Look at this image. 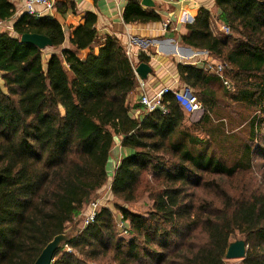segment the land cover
Wrapping results in <instances>:
<instances>
[{
    "label": "trees",
    "instance_id": "1",
    "mask_svg": "<svg viewBox=\"0 0 264 264\" xmlns=\"http://www.w3.org/2000/svg\"><path fill=\"white\" fill-rule=\"evenodd\" d=\"M214 4L231 36L214 33L211 11L202 7L181 43L231 68L223 72L231 82L226 93L264 115V0ZM15 13L0 0V22ZM123 20L162 18L131 0ZM96 24L88 13L69 27L66 49L65 29L50 17L24 13L14 36L0 32V264H34L63 234L69 238L51 264H228L226 252L237 234L248 247L239 264H264V185L229 194L220 182L252 172L255 151L250 144L234 147L230 163L211 149L219 134L226 135L212 117L218 103L213 87L222 78L204 64L176 66L180 81L203 104L204 114L192 126L206 131L207 139L185 126L186 109L171 93L164 97L167 113L136 117L141 106L129 99L139 85L133 64L120 40L100 35ZM25 33L46 35L53 50L62 49L45 60L44 51L20 41ZM82 51H88L84 58ZM138 61L148 64L150 56L141 53ZM263 123L257 116L251 121V137ZM117 139L134 153L110 171ZM110 177V191L120 201H136L143 183L152 202L145 215L114 204L129 225L128 238L109 207H98L88 225L78 224Z\"/></svg>",
    "mask_w": 264,
    "mask_h": 264
},
{
    "label": "crops",
    "instance_id": "2",
    "mask_svg": "<svg viewBox=\"0 0 264 264\" xmlns=\"http://www.w3.org/2000/svg\"><path fill=\"white\" fill-rule=\"evenodd\" d=\"M8 1L15 7L16 13L12 20L0 22V32H8L10 35L14 36L13 25L15 21L25 13V6L23 0ZM129 1L131 0H54L55 8L50 12H44L43 17L53 18L64 27L66 33V40L62 46L64 49L70 47L68 28H75L83 23L88 13L96 15V27L100 35L115 36L120 40L123 46L127 45L130 39L135 40L136 46L133 45L132 47L135 62L131 60V63L137 66L139 63L138 56L141 53L150 56V62L148 64L152 68V73L148 76L146 83L148 91L152 94L163 88L159 87L155 89L153 86L161 82H166L165 79L167 76H165V73L169 69V66H173L170 62V58L175 57L177 54H186L187 56L194 55V57H200L199 59L202 61H207L211 58L208 52L205 53V51H194L186 48L181 43L180 37L190 35L188 25L194 22L200 8L205 7L210 9L212 18L214 17L212 12V9L215 8L214 0H208V2H205L206 0H153L155 3L154 8L144 7L141 5V0H136L139 1L144 10L154 11L162 18L161 22H150L146 24H127L124 22L123 13ZM37 10L43 11V8L37 7ZM165 22L170 23L169 29H164ZM151 47L158 48L160 52H156L155 48ZM150 51H152V54ZM81 53L87 55L88 51H82ZM176 63L179 62L176 61ZM173 71L175 72L174 76L178 77L176 65L173 66ZM153 77L160 80L152 84L153 80L151 79ZM2 82L0 75L1 87L4 86L1 84ZM154 89L156 91H154ZM137 91L138 88L130 94L129 99H131ZM140 109L136 110V117L142 114ZM133 153L132 150L123 148L120 145L119 139H117L112 159L118 164L122 159Z\"/></svg>",
    "mask_w": 264,
    "mask_h": 264
},
{
    "label": "rangeland",
    "instance_id": "3",
    "mask_svg": "<svg viewBox=\"0 0 264 264\" xmlns=\"http://www.w3.org/2000/svg\"><path fill=\"white\" fill-rule=\"evenodd\" d=\"M205 2H208V0H206ZM214 7H215V4H214ZM212 12L214 15V17L211 18L213 32L220 33V35L222 36H231L232 33L229 30L228 31L224 30V27L226 26H224L222 23H220L216 19L217 9L213 8ZM165 23H168V27H169L170 23L169 22H165ZM134 46H136V42ZM151 48H155V47H151ZM61 49L62 48L56 49V50H53V49L45 50L43 53L44 59L45 60L48 59L51 52L59 53ZM124 49L126 52V45H124ZM155 51L158 52L159 51L158 48L157 49L155 48ZM150 53L152 54V51H150ZM205 53L207 52L205 51ZM85 56H86L85 53H80L81 58H84ZM128 58L129 60H133V62H135L134 61L135 57L132 56ZM199 58L200 57H197V56L194 57V55L187 56L186 54H183V55L177 54L175 55V57L170 58V62L173 64V66L175 65L177 66V64L179 63L197 65V66H199V64L201 66L202 64H204L205 66L206 64L212 65V66H218L221 64L223 65L222 62L212 57L207 61L205 60L202 61ZM176 61H178L179 63H176ZM173 66L172 65L169 66V69L165 73V76H167L165 79L166 82L165 83L161 82V83H158L157 85H154L153 87H155V89H158L159 87L162 88L165 86L172 88V89L188 88L180 81L179 76L178 77L174 76L175 72L173 71ZM223 70L229 71L231 70V68L226 67L224 65ZM212 72L215 73L214 71ZM226 77L228 78V76ZM153 78L151 79L153 80L152 84H155L158 80H160V79H157L156 77H153ZM229 78L231 77L229 76ZM1 84H3V82ZM225 88L226 87L222 83H216L214 84V87H213V90L215 91V96L218 102L217 106L215 107L212 113L213 126H218L221 128L223 127L226 135L219 134L218 135L219 139L217 140L216 145L212 146L211 149L213 150V153L216 156L223 155L224 159L230 163L234 161L237 157V155L235 154L233 150L234 147H243V145L245 144H250L253 147V150L255 151L254 158H253L254 169L252 172L245 173V174H239L238 176L232 179H226V180L224 179L220 181L223 187L225 188V190L229 194H237L242 188L249 189L252 187H256V185H260V186L264 185V123L262 125L261 130L258 131L259 133L256 135L255 138L251 137V134H250L251 121H253L254 118H256L257 116L258 119H262L264 122V115L260 114L255 108L253 107L249 108L248 106H246V104L236 101L233 95L226 93ZM155 89L154 91H156ZM191 92L194 95H196L194 91L191 90ZM130 104L139 105V91H137L136 94L133 97H131ZM185 112L187 116L185 126L190 130V132L193 135H196L197 137L201 139H207L208 137H207L206 131L202 130V128H196L192 126L194 123L199 122L203 115L201 116L193 115L192 116V114H190L189 111L188 112L185 111ZM142 114H145V113L142 112ZM250 138L254 139V142L250 141ZM257 147H260V149ZM116 164L117 163L114 162L113 159H111L110 171H112V169L114 168ZM111 180L112 179L110 177L106 185L94 195L89 206L94 202H98L99 206L111 208L113 211V216L115 220H117V223L119 221L121 214L118 209H115L114 204L123 206L127 208L128 210H130L131 212L136 213V214H141V215H145L149 211V209H151L152 202L149 200V197H148L149 193L146 191L143 183H140V186L138 188L137 200L132 203H124L112 195L110 191ZM77 220H79L78 224L80 227L85 226L84 225L85 219L83 216L79 217ZM74 225L75 224H72L70 227H73ZM64 235L69 237V234H64ZM123 237L128 238V235L127 236L123 235ZM235 238L236 240H238V239H241L242 236L237 234ZM107 262H108V259H104L101 262L97 261L98 264H107ZM239 263H240V260H237V259L228 261V264H239Z\"/></svg>",
    "mask_w": 264,
    "mask_h": 264
},
{
    "label": "built area",
    "instance_id": "4",
    "mask_svg": "<svg viewBox=\"0 0 264 264\" xmlns=\"http://www.w3.org/2000/svg\"><path fill=\"white\" fill-rule=\"evenodd\" d=\"M24 6H25V13L33 18H40L44 16V12H50L55 8V2L54 0H23ZM37 7H42L43 11H38ZM168 28V23L164 24V29ZM225 31H228V28L224 27ZM135 44V40L130 39L128 41V44L126 45V55L128 57H132V47ZM131 61V60H130ZM134 71H135V65L133 64ZM205 69L212 72L214 71L216 74H218L223 81V84L226 88L230 89L231 84L230 82L223 77L224 72V65H218V66H212L207 65L205 66ZM136 74V72H135ZM137 75V74H136ZM138 77V75H137ZM139 85H138V91H139V104L141 106V111L144 113H152L155 111H161L164 114L167 113V108L164 103V97L171 93L175 95L178 100L181 102L182 106L186 109V111L192 115H202L203 113V104L197 99V97L191 92L189 88L184 89H172L169 87H163L158 92L150 93L147 88L146 81L141 80L138 77ZM99 203L94 202L88 207V211L85 215V222L84 225H88L89 223L93 222L97 209H98ZM118 231L123 236L128 235L129 231V225L128 223L123 219L122 216H120L118 225H117ZM67 251H71V249L66 248Z\"/></svg>",
    "mask_w": 264,
    "mask_h": 264
},
{
    "label": "water",
    "instance_id": "5",
    "mask_svg": "<svg viewBox=\"0 0 264 264\" xmlns=\"http://www.w3.org/2000/svg\"><path fill=\"white\" fill-rule=\"evenodd\" d=\"M141 5L148 8H154L155 3L153 0H141ZM20 41L22 43L33 45L42 51L53 49L51 39L43 34L25 33L20 37ZM135 72L141 80L147 81L148 76L152 73V68L149 64L139 63L135 67ZM202 113L204 114V110ZM68 238L69 237L64 234L56 236L46 245L34 264H51L55 253L63 243L67 242ZM247 248L246 242L243 239H238L230 243L225 256L226 260H243L246 256Z\"/></svg>",
    "mask_w": 264,
    "mask_h": 264
}]
</instances>
